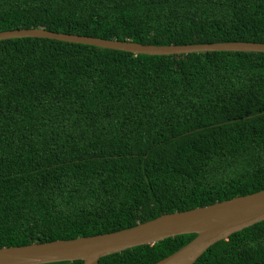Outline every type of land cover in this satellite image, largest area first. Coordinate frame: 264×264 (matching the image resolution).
Returning a JSON list of instances; mask_svg holds the SVG:
<instances>
[{"label":"trees","instance_id":"1","mask_svg":"<svg viewBox=\"0 0 264 264\" xmlns=\"http://www.w3.org/2000/svg\"><path fill=\"white\" fill-rule=\"evenodd\" d=\"M30 28L156 46L264 43V0H0V32ZM263 189L264 53L0 40V248L116 232ZM194 237L98 264H152ZM193 264H264V221Z\"/></svg>","mask_w":264,"mask_h":264},{"label":"water","instance_id":"2","mask_svg":"<svg viewBox=\"0 0 264 264\" xmlns=\"http://www.w3.org/2000/svg\"><path fill=\"white\" fill-rule=\"evenodd\" d=\"M44 38L84 44L134 55H178L198 52H261L264 43L220 42L208 44L156 46L133 41L108 40L51 32L39 28L0 32V40ZM264 221V189L253 194L163 214L155 219L120 231L71 240L1 247L0 264H50L82 261L98 264L100 258L142 245H153L178 235L195 237L173 254L152 264H193L211 245Z\"/></svg>","mask_w":264,"mask_h":264}]
</instances>
